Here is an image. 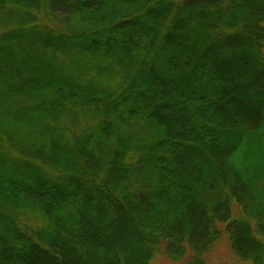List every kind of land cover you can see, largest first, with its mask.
<instances>
[{"label":"trees","instance_id":"1","mask_svg":"<svg viewBox=\"0 0 264 264\" xmlns=\"http://www.w3.org/2000/svg\"><path fill=\"white\" fill-rule=\"evenodd\" d=\"M264 264V0H0V264Z\"/></svg>","mask_w":264,"mask_h":264},{"label":"rangeland","instance_id":"2","mask_svg":"<svg viewBox=\"0 0 264 264\" xmlns=\"http://www.w3.org/2000/svg\"><path fill=\"white\" fill-rule=\"evenodd\" d=\"M221 243H219L217 246V250L214 251V253L210 256H208L207 261L209 260L210 264H240V260L233 256L229 249V244L226 242L223 243V239ZM159 264H171L165 260H160Z\"/></svg>","mask_w":264,"mask_h":264}]
</instances>
